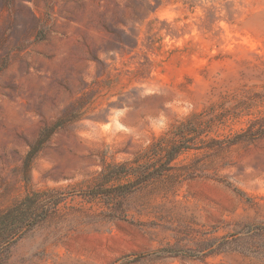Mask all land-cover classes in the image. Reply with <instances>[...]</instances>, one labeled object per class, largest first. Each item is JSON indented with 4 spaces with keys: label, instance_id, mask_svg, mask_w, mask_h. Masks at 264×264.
Masks as SVG:
<instances>
[{
    "label": "rangeland",
    "instance_id": "rangeland-1",
    "mask_svg": "<svg viewBox=\"0 0 264 264\" xmlns=\"http://www.w3.org/2000/svg\"><path fill=\"white\" fill-rule=\"evenodd\" d=\"M263 86L264 0H0V213H47L5 264H264V137L174 134ZM161 136L164 176L111 173Z\"/></svg>",
    "mask_w": 264,
    "mask_h": 264
},
{
    "label": "trees",
    "instance_id": "trees-1",
    "mask_svg": "<svg viewBox=\"0 0 264 264\" xmlns=\"http://www.w3.org/2000/svg\"><path fill=\"white\" fill-rule=\"evenodd\" d=\"M241 116L249 117L248 124L235 137L227 140L229 144L252 142L264 137V86L262 91L246 92L237 98L234 104L223 107L222 110L213 106L191 115L175 126L174 134L184 136L192 132L204 133L218 122ZM184 148L181 140L175 136L169 140L166 136H161L132 162L114 166L111 173L115 176L125 174L138 176V184L148 183L154 178L164 176L171 169V163L183 152ZM139 166L144 167L141 172L135 170ZM40 196V192L29 194L0 213V264H5L12 246L24 233L46 218L47 213L40 215L36 212Z\"/></svg>",
    "mask_w": 264,
    "mask_h": 264
}]
</instances>
